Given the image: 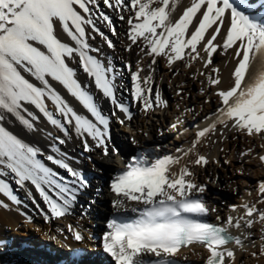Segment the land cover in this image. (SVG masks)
<instances>
[{"label":"snow or ice","instance_id":"snow-or-ice-1","mask_svg":"<svg viewBox=\"0 0 264 264\" xmlns=\"http://www.w3.org/2000/svg\"><path fill=\"white\" fill-rule=\"evenodd\" d=\"M103 4L129 13L130 43L126 50L136 46L141 59L134 67L126 64L130 76L127 88L118 83L122 73L115 70L111 58L105 63L92 54L100 52L90 43L95 39L93 33L109 48L114 47L97 26L98 20L116 34L112 19L100 10V0H0V209L16 206L26 222L33 221L32 216L20 211L19 206L27 208V204L9 183L11 177L45 224L72 216L78 206L81 218L87 215L95 200L85 207L79 197L90 188V182L72 166L69 161L74 158L60 146L75 137L82 154L99 150L102 159L119 156V149L112 144V119L124 125L134 118L132 104L120 98V90L128 91L132 102L146 115L167 109L168 100L155 86L157 58H163L171 68L187 56L186 67L199 62L206 70L198 69L194 78L204 77L201 95L209 94L205 103L214 96L217 107L204 118L203 126H194L187 147L164 155L141 153L114 169L109 191L117 215L107 220L100 238L102 250L113 264H180L182 249L201 256L203 264H246L245 256L261 264L264 179L256 182L255 199L242 198L222 217L205 198L208 184L215 181L198 182L193 169L220 165L218 158L200 149L222 144L229 133L233 140L246 137L249 141V146L237 154L242 165L258 160L264 167V17L250 14L255 8L250 0H189L179 14L180 0H103ZM260 7L264 8V0H260ZM119 18L124 20L125 16L120 14ZM218 37L220 42H216ZM214 55L229 56L228 62H234L227 88L221 86L223 75ZM145 57L149 58L146 66ZM78 69L86 74L87 82L80 81ZM56 85L78 102L79 109ZM181 92L176 95L183 99ZM102 100L111 105L109 114ZM191 111L184 109L170 125L178 137L188 132L182 117ZM42 119L62 136L39 127ZM15 127L25 135L43 134L51 140L50 154L14 131ZM257 139L260 143L252 145ZM132 143H137L135 137ZM223 163L232 161L224 159ZM237 171L244 174L243 166ZM96 192L99 195L101 190ZM252 195L248 191V196ZM129 212L133 215H126ZM211 214H215L216 222L208 221ZM257 225L258 232L254 231ZM66 230L76 242L86 239L79 221L75 226L67 224ZM56 231L64 235V229ZM45 235L59 243L55 235ZM257 235L258 240L254 239ZM3 244L0 240V246ZM197 247L203 248L206 256L197 253ZM183 259L186 261L187 256Z\"/></svg>","mask_w":264,"mask_h":264},{"label":"bare ground","instance_id":"bare-ground-1","mask_svg":"<svg viewBox=\"0 0 264 264\" xmlns=\"http://www.w3.org/2000/svg\"><path fill=\"white\" fill-rule=\"evenodd\" d=\"M112 2L114 3V0H112ZM250 2L255 5V8L250 14L264 17V8L260 7V0H250ZM188 3L189 0H180L178 14L182 11L184 6H187ZM100 10L109 15L113 21V25H116L120 28L121 21L123 20L119 18V15H124V12L121 13L120 11H113L101 2ZM97 26L99 29L105 30L107 24L106 22H101L98 20ZM93 35L95 36V33H93ZM61 38L67 39L64 35H62ZM216 42H220V37L217 38ZM90 43L93 47L100 49L98 54L92 53L93 55H97L98 58L103 60L105 63H107V60L111 58L115 70L118 73H122V77L118 76V83H122L126 88L130 87V83H128L126 80L127 76L129 75L126 69V64L129 62L131 64L136 63L137 60L141 59V56L138 55V48L133 46L131 51L123 53L119 50L106 48L105 46L107 45L105 44V46H103L100 44L96 37L95 39H91ZM201 55L203 54L201 53ZM185 58L186 59L184 61H177L171 68L162 63L165 66H162V70H160L159 65L161 58H157L158 63L154 66L156 68V72L154 74L155 86L160 88L164 98L168 100L169 107L167 109H157L154 113H149L146 115L141 112L139 107H137L132 102L128 91H125L124 89L120 90L118 93L120 98L125 103L132 104L131 111L134 114V118L131 121H127L124 125L116 122L115 118L112 119L110 125L112 144L119 149V156L114 155L111 158L102 159L99 150H96L92 153L82 154V147L75 137H73V139L67 142L65 145L60 146L62 151L66 152L69 157L74 158L69 161L72 166L81 171L83 160H89V155L91 156V159L100 160L102 163L105 162V160L110 162L114 160V162L120 163L119 165L116 164L112 168V171L108 175L107 179H105V172H103L102 166L100 167L99 164H94V166L92 165V167H90L91 172L85 174L91 186L85 191L84 194L79 197V202L85 207H87L88 203L92 200H95V203L91 205V209L89 210L88 214L83 216V218H81L82 210L78 206L72 216L61 218L59 220H53L50 224H45L42 217L38 214V210L31 203V201L26 198L24 191L20 190L18 186L15 185L11 177L8 178V181L12 184L16 194L21 200L24 201L25 204H27V208H24L23 205L19 206L20 211L32 216L33 221L32 223L26 222L25 216L20 215V212L15 210L16 206H12V210L0 209V240L4 241V244L0 246V264H69L70 261L74 260L81 261L82 264H113L110 257L103 252L100 240L98 242L97 239L94 238L90 231L86 229L85 224L80 227L83 229L84 235L86 237L83 242H76L74 239H72L71 234L66 233V226L69 223L75 226L77 221L89 223L92 226L94 223H100L102 225L103 234V232L106 230L107 220L111 219L114 215H117L116 210L111 204L113 194L109 191V181L110 177L114 174V169L122 167L123 163L127 162V160H129L132 156H136L141 153L164 155L167 153H175V150L178 147H187L193 139L195 131L194 126L196 124L203 126L205 123L204 118L214 112L215 108L217 107L216 98L214 96L210 97V102L205 103V100L209 99V94L201 95L199 92H194L192 90L193 86L195 85L200 86V89L202 88L201 81L204 79V77L198 76L194 78V76H196L197 70H206L202 68L201 63L199 62H194L193 66L190 68L186 67L185 61L188 59V57L185 56ZM228 61L229 56L214 55V63L220 67L223 75V83L221 86L224 88L230 86V73L234 67V62L229 63ZM148 62L149 58H143V64L145 66ZM72 66L77 67V65ZM181 71L183 72L179 74L178 72ZM78 76L82 83L87 82L86 74H84L82 70L78 69ZM56 87L62 92V94L65 95L66 99H68L74 107L79 109L78 102H76L72 97L68 96L59 85H56ZM180 89H182L181 95L183 96V99L176 95L177 91ZM101 104L105 113L109 114L111 105L107 101L103 100L101 101ZM177 105L180 106L179 109H177ZM184 109H193V111L186 112L182 117L185 121L184 127L188 128V132H185L182 136L178 137L177 132L173 131L170 125L175 121V118L179 116L181 112H183ZM152 120H156L157 125H153V123H151ZM38 126L46 129L47 131L53 132L55 135L62 136V133L56 131L43 119ZM115 129H120L123 131L124 129H127L132 133L136 130L137 132L139 131L140 133H136V135L134 133L135 140L137 141V143H133L134 148H130L129 146L125 147L118 138L115 140L112 133V131ZM14 131L24 136L29 142L39 146L45 153L50 154L49 145L52 143V141L46 139L43 134L25 135L19 127H15ZM180 131L183 132V128H181ZM144 133H147V135H144ZM120 138L123 139V136ZM132 138L133 136L131 135V142ZM167 141L171 143L175 142L176 144L174 143L175 146L171 148L168 147ZM259 143L260 141L258 139L251 141L252 145H258ZM247 146H249V141L246 137H241L239 140H233L232 133H229V139L224 141L222 144H209L207 147H202L200 149L203 154L209 155L211 158H218L220 160V165L211 163L205 169L195 168L193 170L197 173V180L200 183H205L209 180L215 181L214 183L208 184V191L211 192V190H214L215 193H219V195L223 196L217 199L210 198V200H206L209 206L218 209V212L222 217H226L229 214L230 205L240 204L242 198L244 200L255 199L256 193L254 189L256 187V182L260 179H264V167L260 166V162L258 160H252L250 163H245L242 165V163L237 158L238 152ZM128 148L131 149L130 153H128ZM220 148H223L224 151L220 152ZM256 151L260 152L261 149L256 147ZM120 158L124 159L122 163ZM224 159H230L232 163L224 164ZM48 163L49 166L55 167L51 165L50 162ZM242 166L244 168V174H240L237 171V169H240ZM227 167L230 168L229 174L227 173ZM57 170L61 174L66 175L63 169ZM97 188L101 190L99 195H97L96 192ZM221 189L228 190L231 194L230 197H232V200L231 198L229 200V198H227L228 196H224V194L220 192ZM248 191L253 192L251 197L248 196ZM36 195L37 199H39L38 194ZM102 198H107L109 200V207L101 211ZM4 199L6 201V198ZM126 215L131 216L133 214L129 212L126 213ZM102 217H105V220H103ZM207 219L209 222H216L215 214H211L207 217ZM21 228L26 231L27 228L34 231L37 230L40 234L39 236H42L44 239H48V237L45 235L46 232H48L49 235H55L59 241V243L55 241V244L57 243L58 245V249H55L51 246L49 247V245L47 246L45 243H39L35 239L29 243V247H31L30 249H24L21 244L22 240L19 238L10 237L11 235L29 236V234L25 232L18 231ZM57 229H64V235L58 233L56 231ZM258 229L259 225H257L254 231L258 232ZM65 236L68 238L65 239ZM254 239L258 240V235L255 236ZM88 249H91V251H86ZM99 251H101V254L97 256V252ZM195 251L200 253L202 256H206V252L203 248L197 247ZM9 255H11L10 258ZM185 255L187 256L186 261L183 259V256ZM239 255L240 254L238 253V256ZM5 258L8 260H5ZM243 258L246 260V264H256V261L250 257L245 256ZM180 264H203V260L201 259V256L192 254L189 249H182ZM261 264H264V260L261 261Z\"/></svg>","mask_w":264,"mask_h":264},{"label":"rangeland","instance_id":"rangeland-1","mask_svg":"<svg viewBox=\"0 0 264 264\" xmlns=\"http://www.w3.org/2000/svg\"><path fill=\"white\" fill-rule=\"evenodd\" d=\"M100 2L103 3V0H100ZM124 15L126 17H125V20L121 21L120 28L117 27L116 25H114L115 30H116V34L115 35L112 34V32L109 30L108 27H105L106 28L105 30L100 29L101 32H103L106 36H108V38L113 42V44L115 43L113 48H109L108 46H105L106 43L104 42V40L98 34H95V37L98 40V42L100 44H102L103 46H105L106 48L115 49V50L122 51L123 53H127L128 51L126 50V46L130 43V41L127 38V32H128V29H129V25L127 24V17L129 15V13L128 12H124ZM138 51H139V49H138ZM185 51H187V50H185ZM162 63H164V65H166L163 58H161V60L159 61L160 70H162V66L165 67ZM135 64L136 63H132V66L134 67ZM182 72L183 71L178 72V73L181 74ZM126 80H127L128 83H130V76L129 75L127 76ZM192 90L194 92H199L201 94V89H200V86H198V85L197 86L196 85L193 86ZM197 90H199V91H197ZM151 123H153V125H157L156 124L157 123L156 120H152ZM112 133H113L114 139L115 140L117 138L120 139L121 142H122V144L125 147L126 146H129L130 148L131 147L134 148V145H133V143L130 140V136L132 135L133 137H135L136 133L138 134L140 132L139 131L137 132V130H136V131H133V133H132L131 131H129L127 129H124V131L123 130H120V129L119 130H116L115 129V130L112 131ZM134 133H135V135H134ZM121 136H123V139L120 138ZM167 143H168V147L173 148L175 146L174 145L175 142L174 143L173 142L171 143V142L167 141ZM130 148H128V151H129L128 153H130V151H131ZM120 160H121V163H122L124 159L120 158ZM107 161L108 160H105V162L102 163V162H100V160H93V159H91V160H83V163H82V166H81L82 172L84 174H88V173L91 172L90 167H92V165L94 166V164H99L100 167L102 166L103 172H105V179H107L108 178V175L112 171V168L116 164H118V165L120 164L119 162L118 163L117 162H114V160L111 161V162L110 161L107 162ZM227 173L228 174L230 173V168L229 167H227ZM106 175H107V177H106ZM220 192H222V194H224V196H228L227 198H229V200H230V198L232 200V197H230L231 194L229 193L228 190L221 189ZM222 196L223 195H219V193H215L214 190H211V192L207 191L206 194H205V198L206 199H209V200H210V198L217 199V198H220ZM108 207H109V200L107 198H102L101 199V209L100 210L102 211V210H104V209H106ZM102 219L105 220V217H102ZM84 224H85L86 229L89 230L90 233L94 236V238L97 239V241L99 242V240H100V238L102 236V225L100 223H94V225L92 226L89 223H84L82 221H79V227H81ZM95 225H96V227H95ZM18 231L25 232V233L29 234V236H25V235H16V236L11 235L10 236V237L19 238L20 240H22L21 241V244H22V247L24 249H30L31 247H29V245H30L29 243L31 241H33L34 239L37 240L39 243H45L47 246L49 245V247L51 246V247H53L55 249H58V245H57V243L55 244V241H50L49 239H44L42 236H39L40 234L38 233L37 230L34 231V230H30V229L27 228V231H26V230H23L21 228ZM86 251H91V249L90 250L88 249ZM99 254H101V251L97 252V256ZM10 256L11 255H9V258H10ZM5 260H8V259L5 258ZM92 261H93V259H92Z\"/></svg>","mask_w":264,"mask_h":264}]
</instances>
